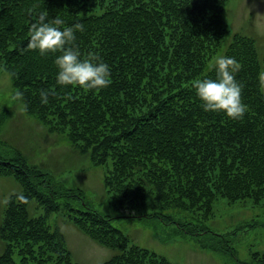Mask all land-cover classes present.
<instances>
[{
	"label": "trees",
	"instance_id": "1",
	"mask_svg": "<svg viewBox=\"0 0 264 264\" xmlns=\"http://www.w3.org/2000/svg\"><path fill=\"white\" fill-rule=\"evenodd\" d=\"M224 12V0H0V68L11 77L12 95L23 93L16 100L27 115L104 168L114 210L178 223L199 236L219 198L264 207V52L251 35L231 36ZM41 13L47 21L64 20L61 28L84 25L76 44L82 58L95 53L109 65L108 88L85 93L57 84L55 56L27 48ZM218 56L240 65L243 120L204 111L192 88L198 78H216ZM41 89L56 93L47 105ZM2 153L0 177L15 178L21 190L6 201L0 264H82L72 260L63 235L33 215V200L49 212L64 211L83 233L117 251L100 264H177L130 244L82 188L67 187L19 150ZM252 260L247 264H264V251L253 252Z\"/></svg>",
	"mask_w": 264,
	"mask_h": 264
},
{
	"label": "rangeland",
	"instance_id": "2",
	"mask_svg": "<svg viewBox=\"0 0 264 264\" xmlns=\"http://www.w3.org/2000/svg\"><path fill=\"white\" fill-rule=\"evenodd\" d=\"M224 1L230 35L241 32L255 37L262 55L264 0ZM231 36L226 37V43ZM12 93L11 77L0 68V119L4 115L0 140L5 142H0V152L12 156L15 149L19 150L31 164L51 173L67 187L82 188L90 205L111 216L112 223L128 237L130 244L146 247L177 264H247L253 263V252L264 251V207H254L251 200L231 204L219 198L215 215L202 224L206 231H199V236L185 234L178 223L167 224L161 218L135 213L120 215L112 207L104 186V168L93 165L64 135L49 132L36 118L27 115ZM20 190L15 178L0 177V227L8 196ZM31 211L33 215L43 216L53 230L63 235V246L75 262L100 264L117 252L83 233L64 211L49 212L35 200ZM6 246L0 237V254ZM15 258L19 259L18 249Z\"/></svg>",
	"mask_w": 264,
	"mask_h": 264
},
{
	"label": "clouds",
	"instance_id": "3",
	"mask_svg": "<svg viewBox=\"0 0 264 264\" xmlns=\"http://www.w3.org/2000/svg\"><path fill=\"white\" fill-rule=\"evenodd\" d=\"M46 21V14L41 13L38 19L31 23L27 48L38 50L41 56H55L54 63L58 69L57 84L61 87H78L85 93L108 88L112 83L109 65L95 53H89L87 57L82 58L76 44L75 33L83 32L84 25L76 23L71 27L61 28L65 22L60 17ZM214 68L215 79L198 78L192 83V88L202 101L203 110L224 112L234 121L243 120L248 107L242 98L244 86L236 79L240 70L239 63L233 57L218 56L214 58ZM259 81L261 91L264 92V72L259 74ZM39 95L41 103L47 105L49 96H55L56 93L41 89ZM22 97L23 93L16 90L13 99ZM18 199L26 201L27 198L20 195Z\"/></svg>",
	"mask_w": 264,
	"mask_h": 264
}]
</instances>
